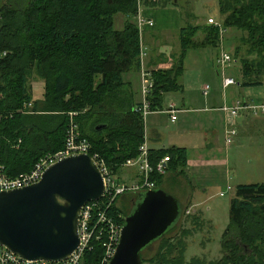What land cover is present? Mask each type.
Segmentation results:
<instances>
[{
    "label": "trees",
    "instance_id": "obj_1",
    "mask_svg": "<svg viewBox=\"0 0 264 264\" xmlns=\"http://www.w3.org/2000/svg\"><path fill=\"white\" fill-rule=\"evenodd\" d=\"M161 0H143L157 6ZM224 29L242 32L246 54L241 57L244 86L262 85L264 76V0H218ZM159 2V3H158ZM164 2H167L165 0ZM138 0H5L0 3V173L17 177L30 172L46 153L65 147L70 112L79 132L90 142L89 154L106 161L111 172L140 154L145 142V121L134 110L124 75L140 67ZM128 17L115 28L116 15ZM204 34V37H199ZM181 53L167 70H149L151 108L162 106L163 94L181 88L183 60L189 49L218 46L222 35L213 24H186L180 29ZM240 47H236L239 57ZM44 82V97L34 99L30 79ZM98 126H102L97 129ZM168 156L167 170H156ZM154 168L151 180L163 188L168 173H183L187 149H149ZM140 193V192H139ZM123 196L107 209L123 225L139 194L127 211ZM180 201V200H179ZM124 202V200H123ZM184 219L187 208H183ZM193 208V207H192ZM230 223L223 233L219 259L193 257L186 260V238L191 230L162 238L154 255L144 264H264V183L236 186L229 211ZM195 215L192 216L193 223ZM182 218V217H181ZM103 241H92L83 264H101Z\"/></svg>",
    "mask_w": 264,
    "mask_h": 264
},
{
    "label": "rangeland",
    "instance_id": "obj_2",
    "mask_svg": "<svg viewBox=\"0 0 264 264\" xmlns=\"http://www.w3.org/2000/svg\"><path fill=\"white\" fill-rule=\"evenodd\" d=\"M160 1V6L169 13V9H177L182 12V19H184V25L186 24H207L209 17L215 18L217 21H221L223 16L219 10L218 0H181L178 4L173 0ZM159 3V2H158ZM190 7V10L188 8ZM188 11L194 13L195 17L185 18V14ZM122 14L116 15L115 28H120L119 25L122 21ZM234 31V32H232ZM232 33V34H231ZM238 33L235 29H228L224 34V39L218 46L191 48L188 50L185 58V92L175 93L173 96L175 100L167 98L164 103V107L171 103L176 105L183 104L182 98H187L189 95L197 93L200 96L201 89L206 85L210 86V99L214 102H219L223 95L227 96L228 104L232 106L237 100H244L247 98L246 89L239 87V85L230 86L228 89L224 86V78L230 77L227 75L226 70L228 65L224 68L218 63V57L222 52L229 54L232 57L236 53V46L240 47L239 57H243L246 54L247 47L241 43L240 39L235 37ZM163 37L168 44L173 42L177 43L179 40L177 36L164 32ZM204 34L199 37L202 39ZM180 51V43H177V47L173 48ZM236 62H233L234 65ZM240 64V63H239ZM236 65V64H235ZM148 66V65H147ZM241 67V64L239 65ZM238 67V65H237ZM239 67V68H240ZM230 74V73H228ZM236 82L241 81V77L236 73H232ZM264 77V76H263ZM30 86H32V92L34 99L42 100L45 92V85L42 79L33 77L30 79ZM223 87V88H222ZM226 89V90H225ZM262 89V88H261ZM264 90V85L263 89ZM251 91H258L252 89ZM139 92L142 94L141 80L139 84ZM203 93V92H201ZM204 94V93H203ZM205 97V96H200ZM255 97V96H254ZM141 98V95H140ZM219 107L218 109L222 108ZM201 115L200 113H198ZM227 115L223 112L218 113V119L221 127L224 130V143L221 140V151L218 155L221 158H225L230 154L229 148L226 145L227 136ZM226 129V131H225ZM241 137V144L236 149L235 153L230 157V164L227 166H218L213 174L207 173L206 176L200 175L198 171L192 174V196L187 197L178 192L183 189V176L175 173H168L163 181V189L181 200L183 208H187L186 215H190L189 220L184 219V214L181 220L176 224L177 226L170 232L167 237L177 235L181 232L182 226L191 230L190 235L186 238V251L185 258L190 260L193 257H204L208 260L219 259L222 256L223 249V233L227 229L230 223L229 211L231 200L235 195L236 186L246 183H264V133L259 129L253 131L250 135L247 133H239ZM90 143V142H89ZM227 146V145H226ZM114 178L120 183L133 184L138 182L137 170L135 167L124 166L116 172L112 173ZM179 176L176 178L175 176ZM173 186L175 188H173ZM230 188V189H229ZM187 189V188H186ZM188 192V190H186ZM178 192V193H177ZM186 192V193H187ZM132 192L125 193L122 197V208L128 211L132 202ZM193 207V208H192ZM195 207V208H194ZM195 215V221L193 223L192 216ZM159 240L153 242L143 251L144 258H150L154 255L159 246Z\"/></svg>",
    "mask_w": 264,
    "mask_h": 264
},
{
    "label": "water",
    "instance_id": "obj_3",
    "mask_svg": "<svg viewBox=\"0 0 264 264\" xmlns=\"http://www.w3.org/2000/svg\"><path fill=\"white\" fill-rule=\"evenodd\" d=\"M103 191L104 176L91 155L61 158L48 166L38 182L0 191V245L29 260L68 258L80 244L81 206L101 199ZM181 217V201L163 188L140 192L124 218L109 264H144L141 252Z\"/></svg>",
    "mask_w": 264,
    "mask_h": 264
},
{
    "label": "crops",
    "instance_id": "obj_4",
    "mask_svg": "<svg viewBox=\"0 0 264 264\" xmlns=\"http://www.w3.org/2000/svg\"><path fill=\"white\" fill-rule=\"evenodd\" d=\"M172 2L174 1L172 0ZM175 2L179 4L181 0H175ZM140 10L141 14L146 18L147 21L154 22L152 26L146 23L145 26H143L144 28L142 31H140V46L146 52L145 67H147L149 70L171 69L176 64L179 54L181 53V47L179 52L173 48L177 47L178 42L180 43V29L184 27V19H182V15L184 14L174 8L169 9V13H167L165 9L161 8L160 4L157 6H147L144 4L143 0H141ZM188 10H190V7ZM187 17H191L192 19V17L194 18L195 15L191 11H188L187 14H185V18ZM127 18L128 17L126 16L122 17V21L119 25L120 28H123L124 22ZM208 19L207 24H210ZM227 30H225L224 33ZM235 30L238 33V35L235 37L240 39L242 32L238 29ZM164 32L177 36L179 39L177 43L173 42L172 44H168L166 39L163 37ZM223 34L222 40L224 39ZM186 55L183 60V73L179 77L181 88L177 91L163 94L164 99L162 106L149 113L144 120V136H146V142L149 149L170 148L173 146L187 149V166L185 167L183 173H177L180 178L183 176L182 180L184 181V188L178 190V192L184 196L187 195L190 200L193 187L192 174H195V172L198 171L200 175L206 176L207 173L213 174V172L218 169V166L222 167L230 164L231 155L235 153L236 149H238L239 145L241 144L242 139L239 137V133H247L250 135L256 129H259L260 132L264 133V111L253 113L252 110H242L231 120V125L235 128L236 133L234 134L233 142L231 144L226 142L227 146L225 145V147L229 148L228 150L230 151V154L228 156L226 154L225 158H221L218 153L221 151V140H223L224 137V130L219 123L218 113H225V111H223L222 108H218L224 103L228 104L226 95H223L219 102H214L213 99H210L211 93L210 95H208L209 92L208 94L201 93L203 92V89H201L200 92V96H205L203 98L197 93H194V95H189L187 98H185V95L182 98L183 104L177 106L181 111L177 113V119L174 121L171 118V114L164 111L166 108H168V106L164 107V103L167 98L175 100L176 97L173 96L175 93L186 94L184 93L185 83L183 80L185 70L187 69V67L185 68ZM232 55L233 60L229 63L226 73L230 77H234L232 73H236L241 77V81H238L237 84H234L239 85V87L242 88L244 87L247 90V98L241 101L249 104H264V90H262L264 85V77L262 76V85H242L241 83L244 81V78L242 76L241 70V59L240 57L236 56V54ZM233 62H236V65H232ZM239 63L241 64V67L239 66ZM124 80L126 83L123 86V89L127 91L135 105L139 104L142 101V95L139 92L140 80L142 83L140 69L137 72L132 71L126 73L124 75ZM230 86L233 85H229L225 88L228 89ZM252 89H257L258 91H251ZM236 102L233 104H236ZM173 176L176 178L179 177L176 175ZM173 188L175 187L173 186ZM186 190H188V192Z\"/></svg>",
    "mask_w": 264,
    "mask_h": 264
},
{
    "label": "built area",
    "instance_id": "obj_5",
    "mask_svg": "<svg viewBox=\"0 0 264 264\" xmlns=\"http://www.w3.org/2000/svg\"><path fill=\"white\" fill-rule=\"evenodd\" d=\"M5 0H0V3ZM141 0H138V14H137V27L140 31L144 28L146 23L150 26L154 24L153 21H147L146 18L141 14ZM1 18V14H0ZM208 22L215 25L219 28L221 35L224 33L225 29L222 21H217L214 18H209ZM140 71L142 75V101L135 105L134 110L136 113L142 115L145 120L149 113L153 110L151 108L150 94L151 88L154 85L152 80V74L147 67H145V56L146 52L140 46ZM232 61V57L222 52L221 56L218 57V63L224 68ZM237 84L236 80L232 77L224 78V86ZM210 91V86L206 85L203 88V93L208 94ZM223 111L227 115V136L226 142L232 143L234 140V134L236 133L235 128L231 125V120L240 113L242 110H252L253 113L259 111H264V104H249L238 100L236 104L232 106L225 105L222 106ZM167 113L171 114L172 120L177 119V113L181 110L177 107L176 103H171L168 105V108L164 110ZM70 124L67 130L66 143L65 147L55 153H46L42 156L36 165L30 172L21 174L17 177H8L0 173V191L2 190H11L15 188H20L24 186L31 185L38 182L48 166L54 164L63 157H66L71 154L77 153H88L91 149V145L86 137H83L79 132V126L73 119L75 112H70ZM91 155V154H89ZM99 166L102 174L104 176V187L105 191L104 196L99 200H93L87 202L84 206H81L79 222H78V231L80 236V244L77 249L66 259L59 261H48V260H29L24 259L14 252L8 250L6 247L0 245V264H83L84 253L86 249L91 246L92 241H103L105 247V255L103 257L101 264H109L112 259L116 247L120 240V232L123 225H118L114 215H108L107 209L112 207L117 199L123 196L125 193H139L147 190L155 189V183L151 180V175L154 172L149 161V147L146 142L140 146V154L126 161L124 166L135 167L137 170V179L138 182L133 184L120 183L118 182L111 169L106 165V161L102 158H99L97 155H91ZM169 157H164L156 167V170L165 174L167 170V162ZM230 189V188H229ZM119 205V204H117ZM188 211V210H187Z\"/></svg>",
    "mask_w": 264,
    "mask_h": 264
},
{
    "label": "flooded vegetation",
    "instance_id": "obj_6",
    "mask_svg": "<svg viewBox=\"0 0 264 264\" xmlns=\"http://www.w3.org/2000/svg\"><path fill=\"white\" fill-rule=\"evenodd\" d=\"M132 194H139V193H132ZM135 201V198H133V201L132 202H134Z\"/></svg>",
    "mask_w": 264,
    "mask_h": 264
}]
</instances>
